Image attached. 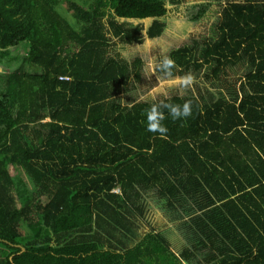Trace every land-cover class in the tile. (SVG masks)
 <instances>
[{"label":"trees","instance_id":"1","mask_svg":"<svg viewBox=\"0 0 264 264\" xmlns=\"http://www.w3.org/2000/svg\"><path fill=\"white\" fill-rule=\"evenodd\" d=\"M62 1L0 0V61L27 47L0 83V264H264V0H226L205 43L157 67L204 69L205 83L125 104L143 61L120 45L144 42L138 21L154 39L214 0H69L67 16ZM186 102L189 116L159 107L165 131H148L154 105Z\"/></svg>","mask_w":264,"mask_h":264},{"label":"rangeland","instance_id":"2","mask_svg":"<svg viewBox=\"0 0 264 264\" xmlns=\"http://www.w3.org/2000/svg\"><path fill=\"white\" fill-rule=\"evenodd\" d=\"M67 1L63 0L60 6V9L64 15H68L66 12V8H68ZM80 4H84L86 8L93 7V2L88 0H77ZM185 4L186 1H197L204 2L206 0H180ZM211 9L208 12V16L203 17L200 21H192L189 22L183 18L184 14L180 13L177 18L170 17L166 20V28L160 37L150 39L144 34L145 29L149 25V20L138 21L139 26L142 28V34H139L144 40L141 44H133V45H120V50L126 59L130 62L134 61L137 57L141 58L142 65V80L138 82L137 87L132 90L131 94L124 93L118 96V99L125 103L127 100H137L147 99L148 97L161 100L164 97L171 96L174 92L180 93L186 87L193 86L196 81L199 83H205L206 78L204 76L205 70L203 69L199 73V77L195 78L194 70L191 72H187L183 76H169L166 78H162L158 71V66L161 61H164L165 58L169 56L170 52L182 48L183 46L192 45L194 42L198 44L205 43L206 39L212 33L213 23L217 18L220 17V13L222 11L223 6L227 3L226 0H214ZM220 2V3H219ZM130 24V22H128ZM115 40V39H114ZM197 46V45H195ZM27 47L24 43H21L12 49V53L6 59L0 61V83L1 85L5 84V78L8 73L19 67L24 62L22 61V57L26 55ZM25 68L28 66L24 64ZM31 69V68H30ZM244 66L237 68V72L229 73L231 76V83L233 84L236 80V77H240L243 80L244 75ZM240 80L235 83L236 88L239 87ZM208 84V82H207ZM196 94V92H195ZM126 98V99H125ZM48 120V119H47ZM15 174V172H12ZM117 191H119L118 187H115ZM14 190V189H13ZM25 193L23 192L20 184L15 183L14 196L17 200V206H21V200L25 197ZM45 199V198H44ZM149 202H151V207L154 208V212L157 214H161L162 209L159 208L160 204H158L157 199H152L148 197ZM148 202V203H149ZM151 210V208L149 207ZM183 221H187V218H178V221L173 226L170 225L168 230V236L170 240L175 244V246H180L182 243L187 242V236L185 233L187 232L186 227L183 224ZM26 226H22L20 231L22 233H26ZM187 237V238H186ZM176 246V247H177ZM174 247L177 251V248Z\"/></svg>","mask_w":264,"mask_h":264},{"label":"clouds","instance_id":"3","mask_svg":"<svg viewBox=\"0 0 264 264\" xmlns=\"http://www.w3.org/2000/svg\"><path fill=\"white\" fill-rule=\"evenodd\" d=\"M172 60L170 58H165L162 70L167 72L172 67ZM159 107L167 108L169 115L173 118H181L187 117L191 114L189 103H185L183 106L177 104H162L161 106H153L147 113L148 117V131L155 132L159 130L160 132H164L165 129L163 127H159V121L162 120L163 113L159 111Z\"/></svg>","mask_w":264,"mask_h":264},{"label":"crops","instance_id":"4","mask_svg":"<svg viewBox=\"0 0 264 264\" xmlns=\"http://www.w3.org/2000/svg\"><path fill=\"white\" fill-rule=\"evenodd\" d=\"M125 93V92H124ZM124 93H122V94H124ZM130 93H132V90H131V92ZM130 93H128V94H130ZM121 95V94H120ZM126 99V98H125ZM129 100H130V98H129ZM122 104H125V103H122Z\"/></svg>","mask_w":264,"mask_h":264},{"label":"bare ground","instance_id":"5","mask_svg":"<svg viewBox=\"0 0 264 264\" xmlns=\"http://www.w3.org/2000/svg\"><path fill=\"white\" fill-rule=\"evenodd\" d=\"M223 24V23H222ZM120 25V24H119ZM237 41V40H236ZM203 53V52H202ZM135 69V68H134ZM165 110V109H164ZM209 135V134H208ZM195 180V179H194ZM205 181V180H204ZM223 182V181H222Z\"/></svg>","mask_w":264,"mask_h":264},{"label":"built area","instance_id":"6","mask_svg":"<svg viewBox=\"0 0 264 264\" xmlns=\"http://www.w3.org/2000/svg\"><path fill=\"white\" fill-rule=\"evenodd\" d=\"M115 191H117V190L115 189Z\"/></svg>","mask_w":264,"mask_h":264}]
</instances>
